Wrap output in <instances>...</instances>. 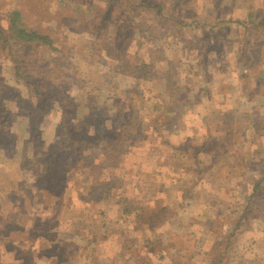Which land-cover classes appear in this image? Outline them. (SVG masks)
<instances>
[{
    "label": "rangeland",
    "instance_id": "374dc122",
    "mask_svg": "<svg viewBox=\"0 0 264 264\" xmlns=\"http://www.w3.org/2000/svg\"><path fill=\"white\" fill-rule=\"evenodd\" d=\"M146 1L164 6L140 16L148 38L160 35L154 33L158 12L180 22L159 31L166 38L151 56L154 41L142 47L138 31L127 40L131 13L111 9L108 0H0L2 29L9 30V10L18 6L25 28L50 35L58 48L22 45L12 48L13 56L0 51L11 126L0 141V264H63L77 255L88 264H264L258 214L264 193L245 210L252 179L264 173V0ZM193 18L201 25L182 27ZM252 21L257 25H244ZM176 40H184V50L169 48ZM96 41L109 47L101 56ZM137 52L156 67L144 90L108 68L113 53L125 67ZM19 74L41 83L42 94ZM64 122L82 124L75 137L88 138L89 151L80 155L77 140L79 156L62 153ZM117 139L125 147L119 153L109 145ZM32 159L40 169L49 162L44 178L24 171L21 180L18 166ZM185 190L194 197L183 202ZM127 203L134 212L130 227L121 223ZM162 205L167 210L159 216ZM35 208L41 211L36 220L30 218ZM242 212L243 228L229 243ZM30 223L45 231L69 225L71 236L63 247L53 240L40 244L46 257L36 262L33 246L15 233Z\"/></svg>",
    "mask_w": 264,
    "mask_h": 264
},
{
    "label": "trees",
    "instance_id": "16d2710c",
    "mask_svg": "<svg viewBox=\"0 0 264 264\" xmlns=\"http://www.w3.org/2000/svg\"><path fill=\"white\" fill-rule=\"evenodd\" d=\"M188 1V0H187ZM108 2L110 3L111 9L114 8H120L122 9L124 12L129 11L131 13L129 18V27L126 28V32H125V36H127V40L132 41L131 36H129V33L131 31L134 32H139L140 35V39L142 41V47L145 46L146 44H150L151 42H153L152 47L153 48H149V50L147 51V53L151 56V53H155L157 48L156 45L158 43H160L162 41L163 38H166L165 35H162V31H165L166 27V23L167 22H172L175 26L179 25V21L174 20L176 17L175 16H171V15H166L163 16L162 13H159V23L156 24V26L158 25V27L156 28L155 35L160 34L159 36L155 37V38H148L147 33H150V30L147 28L145 21L141 20L140 16L144 13V11L146 10H163L164 6L163 4L159 3L156 4V6L154 7H150L148 6L149 3H147L146 0H108ZM196 9V7H195ZM209 9H214L213 6L209 3ZM9 14L11 17V26L9 28V30H4L0 27V51L7 53L9 52L10 55L13 53L12 52V48L13 47H22L23 46H33V45H42L43 47H47L52 53H57L58 52V48L56 47V41L48 34L46 33H40V32H36V31H30L27 30L23 24V19H22V12L20 7L15 6L13 8H11L9 10ZM168 18V20H166L165 18ZM110 18H113L115 20H113V22L115 23L117 20V16L112 15ZM232 21L236 22V20H227L228 23H233ZM254 21L250 22H246L244 23V25H252L255 26L257 25V23H253ZM237 26H241L243 25L241 22H238ZM201 25L200 22L198 21V19H191L190 22H185V24L182 22V27L183 28H188V27H195V26H199ZM161 31V32H159ZM168 32H170V36L172 35V31L168 28L167 30ZM173 37V36H171ZM175 37V36H174ZM97 40L102 41L101 38H98ZM183 41L184 40H176V44H169V48H174L176 47L177 49L180 48L182 50H184L183 47ZM97 42V49H99L97 51L98 55H102V53L107 50L109 47H104L101 46V44ZM111 38H109V44L111 43ZM151 47V46H150ZM141 53H130L128 56V60H131L133 58L132 62H129L128 64L124 66H119L120 63V59L115 55V53H113L112 55H110L109 60L112 61V66L108 67L110 72L112 74L115 75H122L126 78H129L132 80L133 82V88L135 89H142L144 90L145 88H147L148 86L146 84H149L151 82L154 81L155 78V70L156 67L153 65V61L151 58H144V54ZM14 55V53L12 54V56ZM153 55V54H152ZM156 58L158 56H155ZM45 74V73H44ZM20 76H18L19 79H21L24 83V85L29 89V90H33L34 92H36V95H41L43 92V87L39 86L41 83H37V82H31L29 79L26 78V75L23 76L21 74H19ZM43 77V76H42ZM1 82V80H0ZM167 85L169 87H171L172 85V81L167 82ZM152 93V88L151 90L148 89L147 90V95ZM144 100H148L145 97L143 98ZM17 100L21 101V98H17ZM72 106V103H69ZM118 105V104H117ZM116 108L119 106H115ZM141 108H144V106H142ZM145 109V108H144ZM8 112L6 110V106L5 103L3 102V85L2 83H0V141L1 139H4L8 136H10V127L9 126V119L7 118ZM163 120H165V117L163 118ZM103 122H99L98 125H102ZM131 124H135L134 119H131L130 121ZM59 133H60V150H62V153L67 156L73 154L76 150H77V144L75 141H79L78 142V148H80L81 150L80 155H83L85 153V151H89V148H91L92 143L90 141H88V138H82L79 137H75V136H79L82 131H84V129L82 128V124L81 123H77L75 125V123H73L71 126H69L68 122H64L59 126ZM228 127V126H227ZM172 132H181L180 129H178L177 131H172ZM256 132L258 134H262L261 130L259 129V126L257 127ZM171 133V132H170ZM169 133V134H170ZM181 133H178V136H180ZM169 136V135H168ZM167 136V137H168ZM166 137V139H167ZM76 138V140H75ZM166 145H168V147L170 146L173 149H176L177 146L174 142H170L167 141L165 142ZM109 145L111 147V149L113 150V152H121L123 151V149L125 147H122L121 141L120 140H110L109 141ZM132 146V145H131ZM232 146V144H231ZM220 147V145H218V148ZM186 148H188L187 145L184 146V150L186 151ZM79 156L78 154V150H77V154L76 156ZM82 159H84V157H82ZM199 160H197L198 162ZM40 161H37L35 159L30 160V162L28 163H23L22 164V168L23 171H29L31 173H33L34 175H36L38 178L43 179L44 178V173L47 172L46 169H48V167H46L49 162H45L44 167L42 169L39 168V164ZM253 166H256L257 163L253 162V164H251V166L249 167V170H251ZM42 171V172H41ZM184 176H180L179 178H183ZM183 180V179H182ZM181 180V181H182ZM253 182L251 185V190L249 192V197L246 199V206H245V210H248L250 208V205L255 201L258 200L259 198L262 197L263 193H264V173H261L257 178L254 177L252 179ZM190 190H185L182 194V201L186 202L188 199L193 198V194L191 192H189ZM81 196V195H79ZM85 196V195H83ZM91 197V196H90ZM87 197V198H90ZM107 195H105V199L107 200ZM160 202V200H159ZM163 206V205H162ZM126 208L123 211V216H121V221H123V217L126 216L128 217V215H131L132 210L129 208L130 204L127 203ZM167 210L166 206H163L161 208V210L157 211V214H159V216L161 214H163V212H165ZM155 211V210H154ZM246 214V212H242L241 218L239 219L238 223L233 225L230 229V232L228 233V236L226 238V240L229 242L230 240H232L234 237L237 236L238 231H240L243 228V217ZM258 214L260 215V220L264 221V210H261L258 212ZM158 216V217H159ZM107 236V235H106ZM106 236H104V238H106ZM103 238V239H104ZM230 243V242H229Z\"/></svg>",
    "mask_w": 264,
    "mask_h": 264
},
{
    "label": "crops",
    "instance_id": "0c3cea01",
    "mask_svg": "<svg viewBox=\"0 0 264 264\" xmlns=\"http://www.w3.org/2000/svg\"><path fill=\"white\" fill-rule=\"evenodd\" d=\"M11 164H13L11 162ZM14 165H18L17 163H14ZM19 168V171H21L23 173V176L24 178H21V180H24V179H27L24 171H23V168L22 166H18ZM19 173V172H18ZM22 199H26V197H23ZM17 212L21 211L20 209L16 210ZM48 209H47V213H48ZM32 215H30V218L36 220L37 217L35 218V216L37 215H40L41 214V211L37 210L36 208L34 209V212L31 213ZM123 216V214H122ZM57 217L54 216L52 221L54 219H56ZM48 218H46L47 220ZM31 222V221H29ZM71 223L73 224V220L71 221ZM122 225L125 226L127 225L128 227H130V223H131V220L130 218L124 216L123 217V221H121ZM71 229H72V226H62V225H59V226H55L53 228H51L49 226V229L48 230H42L40 228H38L34 223H30V224H27L21 228H18L15 233L17 235H19L18 237V241L20 242H23V243H26L27 246H33V254H34V257H35V261L36 262H39L40 261V258L41 260L43 261L44 260V257H46V254L43 252V249L41 247H39L40 244H47L48 242H50L51 240L54 241V244H57L59 245L60 247L64 245L65 243V238L68 237V236H71ZM52 234V235H51ZM82 255H77L76 258H72L71 256V260L68 256L64 257V263L63 264H73V263H76V264H80L81 261L83 263H87L88 264V260L85 259V261L82 259H80ZM47 259V258H46ZM93 260V258L90 260L89 263H91ZM75 261V262H74ZM129 262H134L135 264H141V263H136V260L132 259L130 260ZM132 264V263H131Z\"/></svg>",
    "mask_w": 264,
    "mask_h": 264
}]
</instances>
